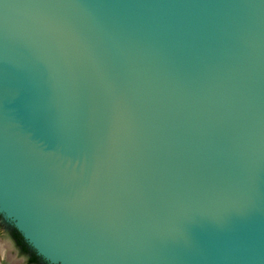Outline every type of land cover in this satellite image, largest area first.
Returning <instances> with one entry per match:
<instances>
[{"label":"water","instance_id":"water-1","mask_svg":"<svg viewBox=\"0 0 264 264\" xmlns=\"http://www.w3.org/2000/svg\"><path fill=\"white\" fill-rule=\"evenodd\" d=\"M0 214L48 264H264V0H0Z\"/></svg>","mask_w":264,"mask_h":264},{"label":"rangeland","instance_id":"rangeland-1","mask_svg":"<svg viewBox=\"0 0 264 264\" xmlns=\"http://www.w3.org/2000/svg\"><path fill=\"white\" fill-rule=\"evenodd\" d=\"M0 250V264H18L23 262V258L12 244L4 224L0 227Z\"/></svg>","mask_w":264,"mask_h":264},{"label":"flooded vegetation","instance_id":"flooded-vegetation-1","mask_svg":"<svg viewBox=\"0 0 264 264\" xmlns=\"http://www.w3.org/2000/svg\"><path fill=\"white\" fill-rule=\"evenodd\" d=\"M2 224H4L6 226L7 232H8V235H9L11 241H12V244L17 248L19 255L23 258V262L18 263V264H34L33 262H31L32 261L31 260L32 255L29 252L24 250L23 246H21L19 244V241L14 236L15 230L17 231V229L14 226H12L8 221H6L3 218V216L0 214V227Z\"/></svg>","mask_w":264,"mask_h":264},{"label":"trees","instance_id":"trees-1","mask_svg":"<svg viewBox=\"0 0 264 264\" xmlns=\"http://www.w3.org/2000/svg\"><path fill=\"white\" fill-rule=\"evenodd\" d=\"M14 236L16 237V239L19 241V244L21 246H23L24 250L29 252L32 257H31V262H33L34 264H48L46 263L45 261H43L36 253L35 251H33L29 246L28 244L25 242V240L23 239L22 235L15 230V234ZM24 251V252H25Z\"/></svg>","mask_w":264,"mask_h":264},{"label":"bare ground","instance_id":"bare-ground-1","mask_svg":"<svg viewBox=\"0 0 264 264\" xmlns=\"http://www.w3.org/2000/svg\"><path fill=\"white\" fill-rule=\"evenodd\" d=\"M3 249V248H2ZM1 251V250H0ZM2 253V252H1Z\"/></svg>","mask_w":264,"mask_h":264}]
</instances>
